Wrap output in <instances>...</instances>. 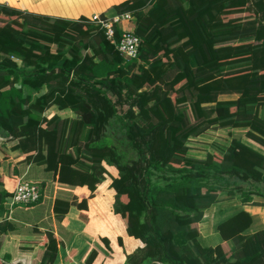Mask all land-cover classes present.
I'll return each mask as SVG.
<instances>
[{"label":"trees","instance_id":"16d2710c","mask_svg":"<svg viewBox=\"0 0 264 264\" xmlns=\"http://www.w3.org/2000/svg\"><path fill=\"white\" fill-rule=\"evenodd\" d=\"M114 7L135 16L141 42L134 58L125 59L90 18L0 3V264H52L70 237L62 218L75 186L87 185L91 196L108 173L105 163L117 169L113 211L143 242L129 264H264V226L247 232V210L217 224L214 245L202 244L199 227L222 192L264 207V152L232 132L202 157L187 144L209 128L246 127L264 147V0ZM109 123L128 150L105 131ZM4 175L39 183L40 197L11 209L6 197L14 187ZM76 205L86 208L87 198ZM8 234L20 235L15 252L1 251ZM32 252V262L22 259Z\"/></svg>","mask_w":264,"mask_h":264},{"label":"crops","instance_id":"0c3cea01","mask_svg":"<svg viewBox=\"0 0 264 264\" xmlns=\"http://www.w3.org/2000/svg\"><path fill=\"white\" fill-rule=\"evenodd\" d=\"M121 1L123 0H0V3L26 12L78 19L81 16L91 18L93 14L111 18L117 14L114 6ZM225 96L224 94L220 95V97ZM246 130V127L214 128L212 131L217 134L212 137L215 141L223 140L227 144L230 139L229 132L240 133L246 143L264 152L262 145L245 135ZM206 151L201 156L192 154L202 157ZM3 157L4 154L0 151V161L4 159ZM106 168L108 173L105 174L91 196L87 185L75 186L73 190L74 202L62 218V224L70 231V237L59 242L56 258L52 264H129L127 255L143 245L139 238L127 233L123 222L113 211L115 190L110 183L111 175H116L117 169L114 166L111 169ZM4 181L5 186L12 189L20 181V177L4 175ZM84 197L87 198V207L79 208L76 203ZM256 199L259 198L256 197ZM13 207L10 208L13 209ZM242 208L250 212L253 217L247 232H253L264 226V207L262 205L243 204L237 194L228 196L222 192L216 202L204 208L202 223L208 227L207 230L210 234L205 237V241H201L202 244L214 245L219 242L221 237H217V234L219 235L216 229L217 224ZM81 212L86 214V218H82ZM104 238L108 240V245L104 242ZM19 240L20 235H6L1 251L15 252ZM9 241L12 242V245ZM45 242L46 236H42L37 243V248H43ZM92 250L96 251V255L90 263H87L86 259ZM34 258L35 252H32L28 258L22 257L28 262H32Z\"/></svg>","mask_w":264,"mask_h":264},{"label":"built area","instance_id":"2783aa9c","mask_svg":"<svg viewBox=\"0 0 264 264\" xmlns=\"http://www.w3.org/2000/svg\"><path fill=\"white\" fill-rule=\"evenodd\" d=\"M90 20L104 28L106 37L115 44L117 50L125 59L134 58L138 55L141 40L131 26V23L135 21V16L130 11L117 13L111 18L93 14ZM118 22L121 24V36L118 40H115V23ZM40 194L41 186L39 183L20 180L11 194L6 197V202L9 207L16 204H27L36 201Z\"/></svg>","mask_w":264,"mask_h":264},{"label":"rangeland","instance_id":"374dc122","mask_svg":"<svg viewBox=\"0 0 264 264\" xmlns=\"http://www.w3.org/2000/svg\"><path fill=\"white\" fill-rule=\"evenodd\" d=\"M122 26H124V24H122ZM19 64L21 65L20 60H18ZM18 85V83H17ZM235 96V94H231V95H226L225 97H233ZM50 110V109H49ZM61 114H65L68 113L69 115H72V112H60ZM212 129L214 128H209L206 131H204L203 133L196 135V136H191L188 141L187 144L189 146V153H193V154H198V155H203L205 150L211 149V148H215V146H218L220 144L224 145V141H215L213 140V137L215 134H217L216 132L212 131ZM216 129V128H215ZM105 131L110 134L112 136V138H114L116 141H118L119 146L122 147L123 149H127L128 150V146L126 141L124 140V135L123 132H121L116 124H107L105 126ZM224 137V136H222ZM4 140V136L3 134L0 132V142ZM106 167H109V169L112 168L111 165L105 163ZM110 175V173H109ZM157 180L159 182H162L163 180L160 177H157ZM203 221H201V223L199 224L200 227V240L201 241H205L204 239H206L205 237H207L210 233L207 230V226H205V224L202 223ZM217 237L219 238L220 236L217 234ZM214 241V240H213ZM209 244H212L211 242L207 241Z\"/></svg>","mask_w":264,"mask_h":264}]
</instances>
